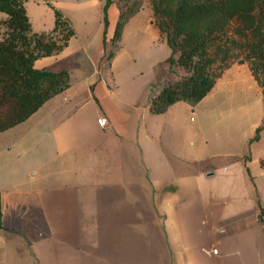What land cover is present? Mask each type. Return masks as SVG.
I'll use <instances>...</instances> for the list:
<instances>
[{
	"label": "crops",
	"instance_id": "1",
	"mask_svg": "<svg viewBox=\"0 0 264 264\" xmlns=\"http://www.w3.org/2000/svg\"><path fill=\"white\" fill-rule=\"evenodd\" d=\"M142 13L128 20L103 67L119 16L113 2L98 64L91 63L95 79L79 86L66 68L67 90L0 133V264H264L259 226L209 229L217 209L254 205L256 181L264 184V152L249 145L264 122L262 91L247 65L236 63L194 107L176 103L151 114L170 50L139 86L123 82L132 76V57L120 50L131 33L134 51L165 43ZM79 48L73 37L33 69L45 71ZM206 182L217 191L197 188Z\"/></svg>",
	"mask_w": 264,
	"mask_h": 264
},
{
	"label": "trees",
	"instance_id": "2",
	"mask_svg": "<svg viewBox=\"0 0 264 264\" xmlns=\"http://www.w3.org/2000/svg\"><path fill=\"white\" fill-rule=\"evenodd\" d=\"M26 1L0 0V133L23 123L45 102L67 90L70 82L67 71H37L33 63L62 52L74 37L72 28L54 10L52 31L47 35L32 33ZM142 1L105 0L104 28L109 6L113 2L121 5L112 45L119 43L124 26L139 12ZM145 1L171 52L165 63L188 73L182 80L160 86L149 106L151 114L161 115L176 103L194 107L240 57L264 100V0ZM263 126L249 144L258 140ZM260 167L264 171V159ZM257 222L264 233V209L260 207Z\"/></svg>",
	"mask_w": 264,
	"mask_h": 264
},
{
	"label": "rangeland",
	"instance_id": "3",
	"mask_svg": "<svg viewBox=\"0 0 264 264\" xmlns=\"http://www.w3.org/2000/svg\"><path fill=\"white\" fill-rule=\"evenodd\" d=\"M118 4V3H117ZM105 5V0H27L24 4L25 13L27 19L29 21L31 32L36 33L38 35H47L49 34L54 27V10H57L61 13L63 18L69 23L70 27L74 32V37L77 39V43L80 46L79 49H74L70 55L65 56L64 60H57L50 62L45 68V71L51 73H57L60 71H67L66 68L73 69V73L71 76L72 83H75L79 86L84 85L86 82H91L95 79V75H91L93 68L91 66L92 62L98 64L99 60V49L101 48V38H102V30H103V8ZM119 6V13L121 12V5ZM144 11L146 14L147 11H150L148 3L144 0L141 2V8L139 10ZM138 12V13H139ZM142 13L140 20L150 19L153 21V18L150 16H143ZM1 17V16H0ZM154 23V21H153ZM132 32V31H131ZM0 33H2V29H0ZM134 36L133 34H129L127 39L122 44V48H120L122 54H126L128 57H132L131 68H132V76H128L124 79V83L129 80V82L134 85L139 86L145 80L144 77L146 71L149 70V66L153 61H159L164 56V51H169L167 45L162 42V44H158L160 46H150L147 45L144 48L133 50L134 46ZM105 45H103L104 48ZM98 49V51H97ZM119 43L112 45L107 44L104 49V55L102 56L103 61L101 65L104 67L108 65L109 61L113 57V55L118 52ZM87 53V54H86ZM112 54L111 58H108V55ZM58 55V54H57ZM171 53L169 51L168 58ZM56 56V55H52ZM51 57V56H50ZM172 59L176 61L177 55H173ZM156 61V62H157ZM237 61H243L247 65V63L242 60L240 57ZM237 61L234 63L236 64ZM69 69V70H70ZM166 72L167 77H160L161 83H157L154 86V90L160 88L163 83H173L188 76V73L184 72L177 66H169L166 64ZM139 70V71H138ZM164 70L163 66L159 69L154 70V74L157 73L159 76ZM138 71V72H137ZM139 72L142 73L143 76L139 75ZM70 79V76H69ZM160 80V79H159ZM146 81V80H145ZM70 83V82H69ZM159 86V87H158ZM151 103V102H150ZM264 125V122H263ZM252 144V143H251ZM250 145V144H249ZM253 147L256 149L258 153L264 152V126L259 133L258 140L253 144ZM157 176L162 180L164 177L161 172H153L152 177ZM151 177V178H152ZM257 183V199L255 204L253 205L249 203V201L242 200L239 203H232L225 206L224 209H217L214 212V216L209 222L212 226L209 228L213 231H230L232 224L242 223L245 226H248L250 229H257L259 226L257 222L258 218V210L260 208H264V184L260 179L256 181ZM197 188L202 191L207 192H216L217 187L213 184L210 185L206 183H200L197 185ZM253 209V210H252ZM236 210L243 211V214L239 216H234L233 212ZM236 218V219H235ZM160 227L163 229V215H160ZM260 227V226H259ZM47 264V262H45Z\"/></svg>",
	"mask_w": 264,
	"mask_h": 264
},
{
	"label": "built area",
	"instance_id": "4",
	"mask_svg": "<svg viewBox=\"0 0 264 264\" xmlns=\"http://www.w3.org/2000/svg\"><path fill=\"white\" fill-rule=\"evenodd\" d=\"M98 124H99V126H103V124H104V120H99V121H98ZM215 254H216V251L213 250V255H215Z\"/></svg>",
	"mask_w": 264,
	"mask_h": 264
},
{
	"label": "water",
	"instance_id": "5",
	"mask_svg": "<svg viewBox=\"0 0 264 264\" xmlns=\"http://www.w3.org/2000/svg\"><path fill=\"white\" fill-rule=\"evenodd\" d=\"M237 64L238 65H242L243 64V61H237ZM208 176H210V175H208Z\"/></svg>",
	"mask_w": 264,
	"mask_h": 264
}]
</instances>
